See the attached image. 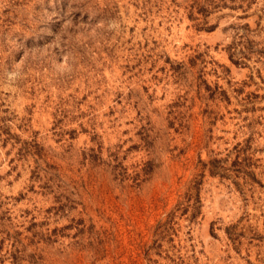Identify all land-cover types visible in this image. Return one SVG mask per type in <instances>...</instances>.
<instances>
[{
    "label": "rangeland",
    "instance_id": "1",
    "mask_svg": "<svg viewBox=\"0 0 264 264\" xmlns=\"http://www.w3.org/2000/svg\"><path fill=\"white\" fill-rule=\"evenodd\" d=\"M213 1L0 0V264H264V0Z\"/></svg>",
    "mask_w": 264,
    "mask_h": 264
},
{
    "label": "trees",
    "instance_id": "2",
    "mask_svg": "<svg viewBox=\"0 0 264 264\" xmlns=\"http://www.w3.org/2000/svg\"><path fill=\"white\" fill-rule=\"evenodd\" d=\"M238 1L240 2V5H237V7H241L242 2H244L245 0H238ZM217 6H218V3H215V1L213 0H209L207 1V3H201V4H199L198 0H190V2L187 4L188 16L190 19L196 18V17H192V14L194 12H198L202 14V16H205L209 12L207 8H214ZM231 8H234V7H231Z\"/></svg>",
    "mask_w": 264,
    "mask_h": 264
}]
</instances>
